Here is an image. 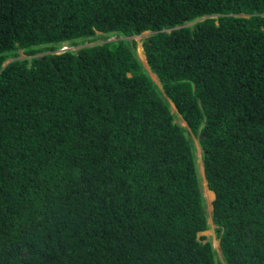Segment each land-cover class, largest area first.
I'll return each instance as SVG.
<instances>
[{
    "label": "trees",
    "instance_id": "16d2710c",
    "mask_svg": "<svg viewBox=\"0 0 264 264\" xmlns=\"http://www.w3.org/2000/svg\"><path fill=\"white\" fill-rule=\"evenodd\" d=\"M0 264H264V0H0Z\"/></svg>",
    "mask_w": 264,
    "mask_h": 264
},
{
    "label": "rangeland",
    "instance_id": "374dc122",
    "mask_svg": "<svg viewBox=\"0 0 264 264\" xmlns=\"http://www.w3.org/2000/svg\"><path fill=\"white\" fill-rule=\"evenodd\" d=\"M189 24H191V22ZM147 35H148V33L146 34V32H145V33H143V35H138V36H133L132 37V39L136 43L135 51H136L137 55L139 56L140 60L143 58V55H142V53H140V48H139L140 44H139V42H140V40L142 38L146 37ZM109 39H111V38H109ZM77 47L78 46H73L72 50H75ZM62 48H67L68 49V47H65V46H62ZM40 54H41V52L37 53L36 55L38 56ZM18 57H25V55L21 53V50H18ZM150 77L153 79V81L157 85H159L158 80H157V78L154 77V75L150 74ZM170 109H171L172 112L175 111V109L172 106L170 107ZM177 117H178L177 118V122L180 123L181 125H183L184 123L181 120V118L179 116H177ZM192 141H193V144H194V147H195V152L194 153H195V156H196V164H197L196 171L198 170V173H199L200 178H201V176H202V168H201V162H200V148L198 147L197 141H196V139L194 137L192 138ZM200 185H201V188H202V195H203L204 203H205V212L208 214L207 219H206L207 223H208V228L206 230L198 233L197 235L198 236L199 235H203V236H205V239L210 241L212 248L217 252L216 258L220 259L219 250H218V243H217V237H216V235L214 233L213 224L211 223L210 217H209L210 209H211V205L210 204H211V200H212L213 194H212V192L207 190V188L205 187V183L202 180V178L200 180Z\"/></svg>",
    "mask_w": 264,
    "mask_h": 264
},
{
    "label": "clouds",
    "instance_id": "9594fccd",
    "mask_svg": "<svg viewBox=\"0 0 264 264\" xmlns=\"http://www.w3.org/2000/svg\"><path fill=\"white\" fill-rule=\"evenodd\" d=\"M165 31L167 30V29H164ZM146 32V34L148 33V35L147 36H149V34L151 33V31H149V30H145V31H142L141 33H139V34H137V35H132V37L133 36H138V35H143V33H145ZM147 36L146 37H144V38H142L141 40H140V42H139V48H140V53H142V42L144 41L143 39H145V38H147ZM140 37V36H139ZM135 42V41H134ZM62 46H65V47H68V49L67 48H62ZM135 46H136V43H135ZM72 47L73 46H71V45H66V43L65 42H62V44L59 46V47H57L56 49H55V51H54V53H58V52H61V51H65V50H70V51H74V50H72ZM19 50H21V49H19ZM41 52V54L40 55H36V54H34V56H37V57H39V56H41L42 54H44V53H47V52H49V51H40ZM40 52H38V53H40ZM136 55H137V53H136ZM143 55V54H142ZM137 57H138V59H139V56L137 55ZM140 60V59H139ZM143 61V62H142ZM140 62H141V64H142V66H143V68L146 70V72L148 73V75L150 76V74H152V75H154V73H152V72H150L149 71V69H148V67H147V65H146V62H145V58H144V55H143V58L140 60ZM154 77L156 78V76L154 75ZM151 78V77H150ZM152 79V78H151ZM153 80V79H152ZM172 106V105H171ZM173 107V106H172ZM174 108V107H173ZM184 123V122H183ZM184 125V124H183ZM202 168V167H201ZM198 171V170H197ZM199 174V173H198ZM200 176V175H199ZM201 178H202V180H204V178H203V173H202V176H201ZM201 178H200V180H201ZM204 183H205V181H204ZM205 187H206V184H205ZM210 191V190H209ZM213 194V193H212ZM213 198V197H212ZM200 233V232H199Z\"/></svg>",
    "mask_w": 264,
    "mask_h": 264
},
{
    "label": "bare ground",
    "instance_id": "6f19581e",
    "mask_svg": "<svg viewBox=\"0 0 264 264\" xmlns=\"http://www.w3.org/2000/svg\"><path fill=\"white\" fill-rule=\"evenodd\" d=\"M204 181V180H203ZM208 190V189H207ZM209 191V190H208Z\"/></svg>",
    "mask_w": 264,
    "mask_h": 264
}]
</instances>
